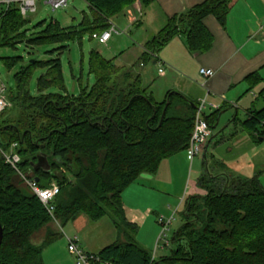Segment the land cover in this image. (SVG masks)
Listing matches in <instances>:
<instances>
[{
  "label": "trees",
  "instance_id": "obj_1",
  "mask_svg": "<svg viewBox=\"0 0 264 264\" xmlns=\"http://www.w3.org/2000/svg\"><path fill=\"white\" fill-rule=\"evenodd\" d=\"M84 1L93 17L85 18L93 26L91 38L106 32L110 20L137 2L143 10L155 2ZM231 4L232 0H207L169 18L144 46L140 63L146 65L155 59L176 36L187 40L190 51L208 52L213 37L203 21L213 16L225 26ZM26 20L18 10L7 13L0 21V44L22 40L19 32ZM84 32L51 23L29 44L77 41ZM89 69L95 84L91 89L82 88L78 96L47 93L54 87L64 88L59 61L47 64V72L38 81L39 96L30 93L31 73L19 75L16 90L8 91L9 101L21 112L10 124H2L7 110L0 115V264H45L44 251L63 238L38 197L13 183L16 170L5 163L2 152L7 153L14 145L22 172L38 179L43 189L53 184L60 187L54 216L61 227L66 228L81 215L95 223L110 215L120 235L124 227L131 231L132 235H125L126 242L110 245L97 254L102 262L99 264H264L261 173L242 178L206 172L197 181V188L205 195L187 199L185 222L172 240L180 244V250L170 257L156 258L138 244L135 236L139 227L127 221L123 194L142 175L157 174L163 161L188 150L197 114L194 106H198L177 92L167 93L162 102L156 101L140 75L135 76L98 52L91 53ZM246 82L251 91L263 79L254 73ZM257 100L262 109L250 113L243 123L256 144L264 140V88ZM218 116L215 113L206 118L211 130ZM39 156L42 165L47 163L46 168L37 167Z\"/></svg>",
  "mask_w": 264,
  "mask_h": 264
},
{
  "label": "rangeland",
  "instance_id": "obj_2",
  "mask_svg": "<svg viewBox=\"0 0 264 264\" xmlns=\"http://www.w3.org/2000/svg\"><path fill=\"white\" fill-rule=\"evenodd\" d=\"M138 10L141 11V14ZM144 11L140 2H137L121 16L110 20L124 34H114L108 46L112 47L113 52H118V54L125 53L126 64L136 60L133 58H135L134 52L136 54V51L139 49L137 43H142L145 36L150 34L149 31L145 32L142 29L136 33L126 27L129 24V18L132 26L141 22L140 20L143 18L144 13H146ZM86 17L90 20L93 18L91 9L84 0H69L67 10L59 9L57 11H53L50 5L39 3L38 12L29 15L26 20L27 23L19 32L23 35L22 40L15 39L8 44H0V76L6 84L8 91L12 92L16 90L17 77L19 75L31 73V78L29 79L30 93L33 97L39 96L38 81L47 72V64L52 61H59L61 63L64 88L54 87L49 89L47 93L78 96L82 88L91 89L95 84V76L89 69L91 53L98 52L108 59L113 57L106 50V45H101L91 38L93 26L87 24ZM138 17H140L139 20L133 22V19H137ZM51 23H57L63 29H72L78 32L85 30V32L82 38L80 40L77 39V41L60 43L37 42L29 44L30 40L39 36ZM141 66L146 67L154 77L155 86L153 91L158 96L157 100H161L166 80L156 73L155 69L152 68V64L143 65L142 63H138L136 68L143 69ZM135 76H139V73L135 72ZM20 112V110L14 107V103L10 102V106L7 108L6 120L2 124H10L11 121L20 116ZM241 119H243V115H241ZM232 133L233 131L222 133L221 138L217 139L220 142L219 147L214 149L212 145L206 156H203V154L209 144L204 148L203 154L192 160V163L183 153L164 163L161 172L158 174L159 176L155 178L156 180L152 176L150 178H143V181L138 180L135 184L137 187L138 185H142L154 192L156 191L154 196L145 198L141 204L130 205V202L135 198V192L132 188L127 192L128 197L126 200L129 204L125 209L127 221L139 227V234L135 236V240L141 247L149 250L156 258L170 257L173 252L180 250V244L173 243L172 240L177 230L185 222L183 212L186 201L190 196L197 193V181L201 175L209 172L212 175L228 174L235 177L251 178L257 173H261V183L264 187V141H260L256 145L250 143L248 146L246 144L247 133L242 132L243 134L237 136H232ZM11 151L12 149L7 153L10 154ZM24 175L28 176L26 173ZM69 179L71 183L74 182L71 176H69ZM13 183L16 187L30 193L29 191L31 190L26 181L18 172L13 177ZM198 194L205 195L201 190H199ZM172 216L175 217V220L170 226L168 233V240L172 243L171 247L162 248V242L159 245V249L155 250L157 237H155L156 233H154V230L159 228L158 219L160 217L168 219ZM77 219V222L69 224L66 228L61 227L58 221L54 220L56 222L54 224L55 229L64 238L61 245L65 249L68 246L65 247L67 245V238L63 234V231L68 236L77 234L80 241L83 244L92 245L95 248V252L115 243L122 244L126 242V234L132 235L131 231L126 229V227H124V231L120 235L110 215L98 223L90 221L83 215ZM82 220H87L85 226L82 225ZM158 232H161V227ZM153 236L155 237L154 239Z\"/></svg>",
  "mask_w": 264,
  "mask_h": 264
},
{
  "label": "crops",
  "instance_id": "obj_3",
  "mask_svg": "<svg viewBox=\"0 0 264 264\" xmlns=\"http://www.w3.org/2000/svg\"><path fill=\"white\" fill-rule=\"evenodd\" d=\"M206 1L155 0L144 11L146 13L140 20L141 22L132 26L129 18V24L126 25V27L136 33L141 29L145 32H150L142 40V43H137L139 49L136 54L134 52L135 58H133L136 60L126 64L125 53L118 54V52H113L112 47L108 46L113 36L106 44V50L113 58L108 59L104 56L108 60L114 59L116 65L125 70L139 73L144 85L149 88V92L156 101L162 102L167 93L177 92L182 94L188 101L197 104V106L203 105L206 118L215 113L219 114L216 128L212 129V138L203 156L207 155L212 145L214 149L219 147L220 142L217 139L221 138L222 133L233 131L232 136L243 134L242 132L247 133L243 128V123L247 120L250 113L259 111L263 107L257 97L264 88V31L262 30V24H264V0H232L231 10L225 26H222L213 16L206 17L203 24L213 37L212 48L208 52L194 53L190 51L187 40L184 37L176 36L157 54L159 60L154 58L148 60L147 64H152V68L155 69L156 73L166 80L161 100H157L158 96L153 91L155 81L150 71L143 66H141L143 69H137L136 65L140 63V59L143 56L144 46L164 28L169 18L180 16ZM201 69L212 70L215 73L214 77L210 79L203 77L200 74ZM254 73H259L263 82L250 91V86L246 79ZM241 115H243V119H241ZM250 143L256 145L248 134L246 144L249 146ZM183 153L192 163L189 151L187 150ZM170 159L162 162L157 174H145L138 180L143 181V178H150L151 176L154 179L157 178L163 168V164ZM135 184L123 194L125 209L129 206L126 198L128 197L127 192L131 188L135 192V198L130 202V205H139L145 198H151L156 194V191L154 192L142 185L137 187ZM196 192L198 194V188ZM81 222H83L82 225L84 226L87 224V220H82ZM158 227L160 228L159 224ZM159 228L154 230V233H156L155 237H157L155 244L158 239V233H160L158 232ZM155 237L153 236V239ZM63 239L44 251L43 260L45 264H75L74 257L68 252L66 247L68 243L65 245L66 249L61 245ZM80 245L83 250L95 255L106 248L95 252V248L92 245L83 244L81 241Z\"/></svg>",
  "mask_w": 264,
  "mask_h": 264
},
{
  "label": "built area",
  "instance_id": "obj_4",
  "mask_svg": "<svg viewBox=\"0 0 264 264\" xmlns=\"http://www.w3.org/2000/svg\"><path fill=\"white\" fill-rule=\"evenodd\" d=\"M39 3L50 5L53 8V11L59 9H68L69 0H0V21L3 19L7 13L18 10L24 18H28L31 14H36L38 12ZM141 14V11L138 10ZM140 17L133 19V22H137ZM264 31V24L262 26ZM114 34H124L119 28L110 22V28L103 34H94L92 39L99 42L101 45H106ZM155 59L159 60L156 56ZM162 67V64L159 63ZM200 74L205 78L214 77L215 73L212 70L201 69ZM10 106V101L8 99V88L6 84L2 81L0 76V115H2L7 108ZM204 106H198L197 114L195 119L194 131L191 136L189 144V154L191 159H195L203 154L204 148L210 142L212 138V130L207 122V119L204 114ZM17 148V145L12 147L10 154L2 152L5 161L10 165L18 174L22 175L23 179L26 181L31 192L38 197L42 205L45 207L48 214L56 221L54 213L55 206L54 202L57 196L60 194V187L56 184H53L47 189L39 187L38 182L34 179H31L29 176L24 175L20 170L19 164L21 163V158L16 152H13ZM175 217L165 219L160 217L158 223L161 227V232L159 234L156 249H159L160 243L163 242L162 248H168L170 246V241L168 240V233L170 226L173 224ZM67 238L68 251L74 257L75 264H99L102 263L100 258L95 255L86 252L82 249L80 245V239L77 235L68 236L65 231H63ZM111 264V263H108Z\"/></svg>",
  "mask_w": 264,
  "mask_h": 264
},
{
  "label": "water",
  "instance_id": "obj_5",
  "mask_svg": "<svg viewBox=\"0 0 264 264\" xmlns=\"http://www.w3.org/2000/svg\"><path fill=\"white\" fill-rule=\"evenodd\" d=\"M167 107H168V103H167V105H166V107H165V110L167 109ZM194 108L197 109L198 107L194 106ZM163 116H165V112H164V115H163ZM217 126H218V125H217ZM215 128H216V127H215ZM260 141H263V139H260ZM46 166H47V163H45L44 165H42V157L39 156V157H38L37 167H44V168H46ZM36 181L38 182V179H37ZM2 241H3V228H2V226H1V224H0V247H1Z\"/></svg>",
  "mask_w": 264,
  "mask_h": 264
}]
</instances>
